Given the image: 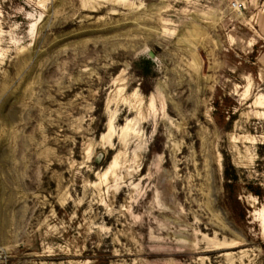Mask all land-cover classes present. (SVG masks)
I'll return each instance as SVG.
<instances>
[{
  "label": "rangeland",
  "instance_id": "obj_1",
  "mask_svg": "<svg viewBox=\"0 0 264 264\" xmlns=\"http://www.w3.org/2000/svg\"><path fill=\"white\" fill-rule=\"evenodd\" d=\"M0 264H264V0H0Z\"/></svg>",
  "mask_w": 264,
  "mask_h": 264
},
{
  "label": "trees",
  "instance_id": "obj_2",
  "mask_svg": "<svg viewBox=\"0 0 264 264\" xmlns=\"http://www.w3.org/2000/svg\"><path fill=\"white\" fill-rule=\"evenodd\" d=\"M232 176L229 175L227 172H226V179L228 182L230 183H233L234 182V178H231ZM227 187H230L229 185ZM231 188V187H230ZM260 199H261V194L257 193V192H254Z\"/></svg>",
  "mask_w": 264,
  "mask_h": 264
},
{
  "label": "built area",
  "instance_id": "obj_3",
  "mask_svg": "<svg viewBox=\"0 0 264 264\" xmlns=\"http://www.w3.org/2000/svg\"><path fill=\"white\" fill-rule=\"evenodd\" d=\"M235 6L238 7V8H242V6H240V5L238 6L237 4H235Z\"/></svg>",
  "mask_w": 264,
  "mask_h": 264
}]
</instances>
